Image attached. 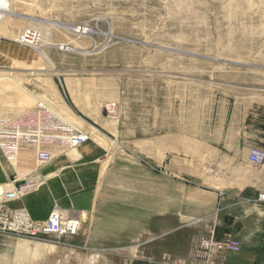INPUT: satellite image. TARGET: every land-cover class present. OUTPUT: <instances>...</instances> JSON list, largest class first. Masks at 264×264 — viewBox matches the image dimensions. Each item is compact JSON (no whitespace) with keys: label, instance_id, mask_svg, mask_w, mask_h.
<instances>
[{"label":"rangeland","instance_id":"374dc122","mask_svg":"<svg viewBox=\"0 0 264 264\" xmlns=\"http://www.w3.org/2000/svg\"><path fill=\"white\" fill-rule=\"evenodd\" d=\"M10 2L13 12L0 26L14 56L0 69V119L7 125L19 120L35 130L37 123L64 127L101 145L115 165L98 185L104 206L99 212L106 217L123 208L126 191H139L143 171L153 186L157 178L165 184L171 180L167 175L173 162L183 163L186 172L187 159L203 151L198 142L212 138L214 143L226 135L233 108L264 113V0ZM76 27L88 33L70 29ZM25 30L39 34L36 49L19 43ZM108 104L111 114L104 112ZM39 106L45 113H39ZM43 143L49 149L60 146L52 140ZM27 147L16 148L15 156L19 150L20 157L29 154L21 151ZM0 155V173L2 166L9 169L4 181L11 184L12 165L1 150ZM11 187L0 185V191L18 188ZM174 232L164 236L169 260L152 256L155 241L148 240L144 253L151 261L146 264H175L174 259L184 258L191 231L182 227ZM203 238L194 264H214V245L220 242ZM113 243L0 235V264H59L72 254L73 264L88 263L93 256L109 264L129 263L130 244Z\"/></svg>","mask_w":264,"mask_h":264},{"label":"crops","instance_id":"0c3cea01","mask_svg":"<svg viewBox=\"0 0 264 264\" xmlns=\"http://www.w3.org/2000/svg\"><path fill=\"white\" fill-rule=\"evenodd\" d=\"M3 33L4 27L0 26V69L9 55L14 56L12 42ZM18 53L16 50L15 55ZM228 115L224 127L226 135L218 142L212 143V138L198 142L203 151L187 159L186 172L180 168L183 163L173 162L167 175L171 180L165 184L163 178H157L153 186L148 185L147 172L143 171L139 191L134 194L132 190L126 191L123 208L118 212L113 208V212L109 205L112 211L107 217L99 212L104 206L100 203L98 185L102 183L100 180L111 176L115 165L96 142L67 148L66 139L60 137L67 134L68 129L64 127L55 125L48 129V134L55 136L50 140L60 146L49 149L44 143L41 145L52 154V160L42 165L34 163L29 147L33 143L28 139L1 137L0 150L12 165L14 179L18 180L7 179L11 184L6 183L9 169L2 166L0 185L12 186L11 189L25 183L31 186L25 196L10 206L24 208L34 221L46 220L55 207L69 212L79 222L74 237L87 241L107 239L114 242L113 246H120L116 242L122 241L130 244L126 250L130 264L151 261L145 259L148 240L155 241L156 251L152 256L169 260L171 256L164 247V236L174 235V231L182 227L191 231L189 246L184 258L174 259L175 264H182L184 260L188 264L196 262L200 235L204 236L203 240L216 238L217 242L228 238L238 245L236 251L213 253L214 264H264V203L258 200L264 193V167H254L248 162L251 149L264 150V113L254 107H236ZM8 124L26 133L35 131V126L19 120ZM9 145L12 147H5ZM14 145H27V150L21 151L30 153L20 157L19 150L15 156ZM177 179L182 183H175ZM89 223L92 226L87 232Z\"/></svg>","mask_w":264,"mask_h":264},{"label":"built area","instance_id":"2783aa9c","mask_svg":"<svg viewBox=\"0 0 264 264\" xmlns=\"http://www.w3.org/2000/svg\"><path fill=\"white\" fill-rule=\"evenodd\" d=\"M39 34L32 30H26L20 34L19 43L29 48L36 49L39 43ZM39 113H45L44 107L39 106ZM41 116V115H40ZM54 126L37 123L34 132L26 133L21 129L12 128L0 120V138L13 137L16 140L21 138L28 139L32 146L33 161L36 165H42L52 160V154L41 148L42 141L55 138L48 134V129ZM38 131V133H37ZM88 141L87 136L81 132H74V135L66 139L65 146L68 148H76L84 145ZM14 148H19L14 145ZM248 162L254 167H264V151L259 148H253L248 155ZM31 189L27 183L18 187L14 192H9L0 197V235H12L28 238H40L44 236H54L63 238L74 236L79 228V222L72 218L67 212L58 208H54L48 218L42 222L34 221L24 208H14L10 204L25 196ZM259 202L264 203V193L260 194ZM217 251L228 250L236 251L238 245L231 239H226L214 245Z\"/></svg>","mask_w":264,"mask_h":264},{"label":"bare ground","instance_id":"6f19581e","mask_svg":"<svg viewBox=\"0 0 264 264\" xmlns=\"http://www.w3.org/2000/svg\"><path fill=\"white\" fill-rule=\"evenodd\" d=\"M13 11L11 10V2H10V0H0V22H2L4 19H6V18H9L10 16H11V13H12ZM68 29V28H67ZM70 29H72L73 31H74V33H77V34H79V35H85L86 33H88V30L86 29V28H83V27H81V28H79V27H76V28H70ZM26 31V30H25ZM48 34H46V36H47ZM19 38H20V36H19ZM43 42H45V41H43ZM46 43V42H45ZM41 54H43L44 55V52L43 51H41L40 52ZM104 109H105V111L104 112H107L108 114H111V113H113V105L112 104H108V105H105L104 106ZM0 120H2L3 122H5L3 119H0ZM74 132H77V131H73V130H71V129H68V131H67V137L69 138L70 136H72V135H74ZM63 135L64 134H62V135H60V137L63 139ZM86 135V134H85ZM87 136V138H88V135H86ZM65 139H67L66 138V135H65V137H64ZM88 142V141H87ZM86 142V143H87ZM85 143V144H86ZM83 146H86V145H83ZM79 147H81V146H79ZM68 148V147H67ZM76 148H78V147H76ZM70 149H73V148H70ZM4 195V192H1L0 191V197H2ZM62 211H64V212H66L65 210H62ZM67 214L68 215H70V213L69 212H67ZM71 255V254H70ZM73 256H74V254H72V256H67L65 259H63L61 262H59V264H73V260H72V258H73ZM75 257H78V256H76L75 255ZM80 259V258H79ZM81 260V259H80ZM76 261V260H75ZM83 262V261H82ZM74 264H77L76 262L74 263ZM81 264H109V262L108 261H104V260H100L97 256L96 257H92L91 259H90V261L88 262V263H85V262H83V263H81ZM124 264H130V263H128L127 261L124 263Z\"/></svg>","mask_w":264,"mask_h":264}]
</instances>
